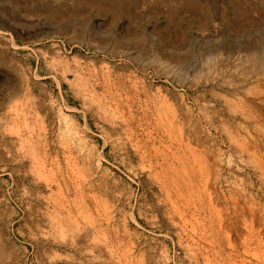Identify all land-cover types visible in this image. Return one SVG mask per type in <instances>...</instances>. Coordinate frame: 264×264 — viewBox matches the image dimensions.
Segmentation results:
<instances>
[{"label": "rangeland", "instance_id": "obj_1", "mask_svg": "<svg viewBox=\"0 0 264 264\" xmlns=\"http://www.w3.org/2000/svg\"><path fill=\"white\" fill-rule=\"evenodd\" d=\"M0 1V264H264V0Z\"/></svg>", "mask_w": 264, "mask_h": 264}, {"label": "bare ground", "instance_id": "obj_2", "mask_svg": "<svg viewBox=\"0 0 264 264\" xmlns=\"http://www.w3.org/2000/svg\"><path fill=\"white\" fill-rule=\"evenodd\" d=\"M73 1L78 2V3H85L88 5L90 4V5L106 6V7L111 8V9L112 8L118 9L117 11H120L119 9H121V8L123 9V6L126 7V4H127V3L125 4L124 3L125 1L123 2V0L122 1L121 0H73ZM122 2H123V4H122ZM0 3H3V1H0ZM90 5H89V7H90ZM130 5H131V3H130ZM5 11L0 10V17L5 18V19L10 20V21H12L11 19L14 20V18L11 17V15H9V13L6 14L7 13L6 9H5ZM14 17H16V15ZM127 124L134 130H135L134 125H136L137 127H143V125H144L141 120L135 119V118H130V119L128 118ZM152 128H153L152 130L148 131L147 137L145 139H142L145 148L151 147V149L149 151H147V152L145 151V157L147 159H149L150 163H154V160H156L158 163L161 162L160 164H162V165H164L165 163L168 164V162H170L173 159L175 160V157L177 155L176 151H177V149L180 150L179 145H181L180 144L181 142L177 138H174L170 129H168L164 125L152 126ZM140 129H142V128H140ZM147 129H149V127H147ZM178 156H180V153ZM180 158H181V156H180Z\"/></svg>", "mask_w": 264, "mask_h": 264}]
</instances>
